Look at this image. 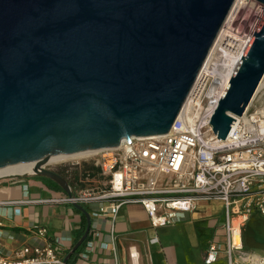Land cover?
I'll list each match as a JSON object with an SVG mask.
<instances>
[{"label": "water", "instance_id": "95a60500", "mask_svg": "<svg viewBox=\"0 0 264 264\" xmlns=\"http://www.w3.org/2000/svg\"><path fill=\"white\" fill-rule=\"evenodd\" d=\"M264 6V0H254ZM234 0H0V168L165 135ZM209 122L224 141L264 76V14ZM87 225L67 259L86 239Z\"/></svg>", "mask_w": 264, "mask_h": 264}, {"label": "built area", "instance_id": "2783aa9c", "mask_svg": "<svg viewBox=\"0 0 264 264\" xmlns=\"http://www.w3.org/2000/svg\"><path fill=\"white\" fill-rule=\"evenodd\" d=\"M225 60L222 57L220 61ZM230 78L215 81L212 76H198L165 135L131 137L130 143L122 140L117 147L93 151L80 160L43 165L51 171L61 166L72 182L70 195L62 191L35 197L21 183L24 174L0 177V188L22 189L21 197L0 199V208L20 216L22 208L33 205H96L91 216L110 219L112 233L124 205L142 206L150 226L157 228L172 225L177 214L197 211L204 201H217L225 210V244L224 248L221 244L209 245L204 264L215 263L221 252L228 264H235L237 258H249L243 250L242 228L253 213L264 216V84L257 88L244 114L233 115L235 122L222 141L209 122ZM82 163L93 165L98 175L91 177L85 172L83 177L74 178ZM27 230L38 243L20 245L6 254L2 240H14V235L0 229V264H67L56 250L62 239L50 242L43 226ZM98 236V232L93 233V237ZM85 245L80 259L94 250L92 240ZM130 257L136 259V253H130Z\"/></svg>", "mask_w": 264, "mask_h": 264}, {"label": "crops", "instance_id": "0c3cea01", "mask_svg": "<svg viewBox=\"0 0 264 264\" xmlns=\"http://www.w3.org/2000/svg\"><path fill=\"white\" fill-rule=\"evenodd\" d=\"M81 165L74 178L83 177L85 172L91 177L98 175L99 170L93 165ZM53 172L61 176L72 189V182L67 179L61 166ZM37 177L43 178L28 175L22 179V185L28 186L31 195L38 193L40 197H44L63 191L56 183L53 188ZM21 196L20 188H0V199ZM81 207L90 218V231L72 262H66L67 264H204V255L209 245L216 243L224 248L225 210L221 202L204 201L197 211L177 214L172 225L157 228L150 226L142 206L124 205L115 218L112 233L110 219L91 216L96 205ZM0 223L2 231L14 235V240H2L4 253L11 254L23 244H37V239L27 229L30 226H43L48 230L50 242L54 243L55 238L62 239L61 246L56 245V250L64 260L84 234L87 220L85 214L74 207L33 205L22 208L20 216L11 215L10 210L0 208ZM94 232H98L99 236L93 237ZM153 239L155 241H151ZM91 240L94 250L86 259H80L86 248L85 243ZM242 240L243 250L249 258H237L235 264H260L264 260V216L258 213L250 216L242 228ZM130 253H136V259H132ZM219 257L212 264H228L224 252Z\"/></svg>", "mask_w": 264, "mask_h": 264}, {"label": "bare ground", "instance_id": "6f19581e", "mask_svg": "<svg viewBox=\"0 0 264 264\" xmlns=\"http://www.w3.org/2000/svg\"><path fill=\"white\" fill-rule=\"evenodd\" d=\"M234 1L235 2L233 3L224 24L218 31V35L209 49L210 51L202 64V68L198 76H212L215 81H226L228 78L232 77L238 67V63L247 50V45L249 44L259 24L252 29L247 30V32H242V28L245 27L242 26V28H240L241 26L238 23V21H240L239 16L242 11L246 9L253 12L254 17L255 14L257 16L259 13H261L262 16L264 14V6H262V10L259 12L258 8L256 10V5H254V2H251V0ZM262 17L260 20H262ZM222 57H225L226 60L221 63L220 60ZM261 80L262 81L258 88L262 87L264 84V76ZM92 152L93 151H84L75 153V155H59L58 157L47 158L41 162V165L46 166L47 164L45 163L57 162L59 160L60 162L80 160L90 156ZM39 164L40 162H30L27 164L11 165L10 167L0 168V177H12V175L28 174L36 165Z\"/></svg>", "mask_w": 264, "mask_h": 264}, {"label": "rangeland", "instance_id": "374dc122", "mask_svg": "<svg viewBox=\"0 0 264 264\" xmlns=\"http://www.w3.org/2000/svg\"><path fill=\"white\" fill-rule=\"evenodd\" d=\"M251 2H254V5H256V10H257V8H258V10H259V12L262 10V6L263 5H261L259 2H257V1H254V0H251ZM250 12V13H249ZM250 14V15H249ZM248 15V16H247ZM243 16V17H242ZM246 16V17H245ZM245 17V18H244ZM248 17H251V18H248ZM262 16H261V13H259V15H257L256 16V14H255V17H254V13L253 12H251L249 9H246V10H244V11H242V13L240 14V16H239V20L240 21H238V23H239V25L241 26L240 28H242V26L243 27H245V28H242V32H247V30H249V29H252L253 27H255V26H257L259 23H260V18H261ZM249 19V20H248ZM252 20V21H251ZM260 20V21H259ZM242 21V22H241ZM241 22V23H240ZM248 22V23H247ZM256 24V25H255ZM253 25V26H252ZM244 29V30H243ZM60 163V160L59 161H57V162H49V163H45V164H47L46 166H52V165H58ZM38 179H40V180H42L43 182H46V184L48 185V186H50V187H55V184H54V182H52L50 179H48V178H39V177H37ZM45 194H46V192H45ZM44 194V195H45ZM44 195H42V196H44ZM33 196H35V197H38L39 195H38V193L37 194H33ZM47 206V205H46ZM2 220V219H1Z\"/></svg>", "mask_w": 264, "mask_h": 264}, {"label": "trees", "instance_id": "16d2710c", "mask_svg": "<svg viewBox=\"0 0 264 264\" xmlns=\"http://www.w3.org/2000/svg\"><path fill=\"white\" fill-rule=\"evenodd\" d=\"M57 189H58V191H60V189H59L58 187H57ZM83 232H84V231H83ZM82 234H83V233H82ZM82 234H81V235H82ZM83 243H84V242H83ZM83 243H82V244H83ZM79 249H80V247L78 248V250H79ZM78 250H77V251H76V252H75V253H74L69 259L66 260L67 263H71V262H72L71 260L73 259V257L75 256V254L78 253Z\"/></svg>", "mask_w": 264, "mask_h": 264}]
</instances>
